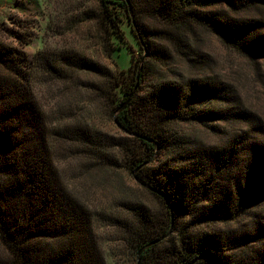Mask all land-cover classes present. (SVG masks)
Returning <instances> with one entry per match:
<instances>
[{"label": "trees", "instance_id": "trees-1", "mask_svg": "<svg viewBox=\"0 0 264 264\" xmlns=\"http://www.w3.org/2000/svg\"><path fill=\"white\" fill-rule=\"evenodd\" d=\"M99 5L98 20L111 35L127 41V15L139 38L143 57L127 78L72 54L58 60L37 55L30 63L21 46L0 42V242L11 256L6 264H107L95 217L60 172L52 136L97 147L111 140L127 153L130 172L166 208L167 225L159 232L142 205L130 206L143 225L128 229L137 256L144 250L139 264H264V131L248 123L233 92L210 74L209 54L195 46L201 29L258 66L264 61V0ZM148 18L165 27H150ZM35 63L64 81L68 72L59 66L107 78L116 122L144 153L130 161L125 139L99 140L82 127L63 136L51 130L28 71ZM231 120L246 128L218 127ZM183 125L204 126L218 140H191ZM143 229L148 233L141 235ZM163 244L168 246L160 251Z\"/></svg>", "mask_w": 264, "mask_h": 264}, {"label": "rangeland", "instance_id": "rangeland-1", "mask_svg": "<svg viewBox=\"0 0 264 264\" xmlns=\"http://www.w3.org/2000/svg\"><path fill=\"white\" fill-rule=\"evenodd\" d=\"M99 13V0H0V42L21 46L30 63L37 55L58 60L62 54H72L111 72L123 71L127 78L135 63L143 57L132 20L127 15L123 18L122 28L127 38L123 42L100 23ZM148 24L155 28L165 27L164 23L150 18ZM197 32L195 46L209 54L212 77L233 92L241 112L250 119L248 123L264 131V61L257 66L249 58L226 48L211 33L201 29ZM17 34H21L23 40L19 41ZM36 63L28 71L51 130H58L63 136L68 128L82 127L91 134L96 133L99 140H105V137L125 139L127 145L129 142L130 161L144 153L141 144L133 136L128 137L116 122L119 112L113 113L108 98L111 85L107 78L82 67L66 69L59 66L68 72V79L64 81L49 75L45 68L36 67ZM127 86L126 82L122 89ZM218 104L220 108L230 105ZM245 126L244 122L232 120L218 124L221 129L234 132ZM180 129L191 140L201 136L210 143L217 139L204 126L183 125ZM65 137L62 140L52 136L53 152L65 181L95 217V230L107 264H139L128 229L137 232L143 225L137 222L130 206L142 205L152 219L153 230L159 232L167 225L166 208L146 190L150 188L143 187L130 172L127 153L113 147L111 140L97 147ZM147 233L146 230L140 234ZM166 246L163 244L159 250ZM10 260V254L0 242V264Z\"/></svg>", "mask_w": 264, "mask_h": 264}, {"label": "water", "instance_id": "water-1", "mask_svg": "<svg viewBox=\"0 0 264 264\" xmlns=\"http://www.w3.org/2000/svg\"><path fill=\"white\" fill-rule=\"evenodd\" d=\"M126 105H127V103H126ZM125 105V106H126ZM144 250H142L140 253H139V255H138V260H139V257H140V255L142 254V252H143Z\"/></svg>", "mask_w": 264, "mask_h": 264}]
</instances>
